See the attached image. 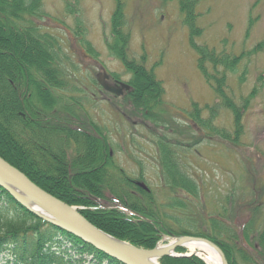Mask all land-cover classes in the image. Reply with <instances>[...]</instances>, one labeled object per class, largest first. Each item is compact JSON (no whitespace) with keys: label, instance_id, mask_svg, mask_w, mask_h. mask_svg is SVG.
Masks as SVG:
<instances>
[{"label":"rangeland","instance_id":"1","mask_svg":"<svg viewBox=\"0 0 264 264\" xmlns=\"http://www.w3.org/2000/svg\"><path fill=\"white\" fill-rule=\"evenodd\" d=\"M123 8L129 36L126 53L143 62L162 87V124L130 115L122 96L105 93L97 84L104 71L129 86L130 75L107 50L114 0H41L42 15L31 20L57 41L56 63L72 84L59 93L77 98L75 107H64L71 114L67 118L79 122L88 117L105 129L114 162L154 194L173 229L200 228L207 234L212 221H217L237 230V225L253 218L250 238L255 243L264 228V0L199 1L194 9L196 36L186 26L178 0H124ZM194 44L214 51L221 60L229 58L234 66L215 67L205 61L210 84L198 69ZM30 54L38 52L31 49ZM214 77L224 78L226 95L239 115L236 144L209 137L212 130L203 132L189 117L196 107L215 129L234 137L238 124L228 108L219 106ZM59 112L60 117L70 115ZM159 142L183 152L179 163L196 185V198L166 184L159 166ZM184 200L185 206L179 207ZM169 238L163 235L156 245ZM174 254L189 253L176 248ZM0 264H6L2 257Z\"/></svg>","mask_w":264,"mask_h":264},{"label":"trees","instance_id":"2","mask_svg":"<svg viewBox=\"0 0 264 264\" xmlns=\"http://www.w3.org/2000/svg\"><path fill=\"white\" fill-rule=\"evenodd\" d=\"M199 1L178 0L179 11L192 36L198 34L193 22ZM114 6L110 22L112 39L107 42V50L130 75V90L122 95L123 103L129 106L130 115L154 125L162 124V87L143 62H136L127 55L129 36L124 31V0H114ZM40 7L41 0H0V158L45 192L80 208L81 216L95 228L134 247L151 250L163 235L198 237L215 244L227 264H264V228L254 243L250 238L253 218L237 225V230L235 225L221 226L217 221H212L211 227L206 225L207 234L200 228L194 231L183 226L173 229L168 224L170 217L163 214V205L154 194L139 181L130 179L114 162L105 129L88 117L79 122L67 118L71 114L65 112L64 107H75L77 98L59 93L72 84L68 78H63L56 63L60 50L55 37L40 32L31 20L41 17ZM193 46L199 55L198 69L208 82L205 61L215 67L222 65L231 69L234 66L229 58L223 61L214 51ZM31 49L38 55L32 57ZM216 78H212L215 84L212 87L219 106L228 108L238 124L239 115L226 95L224 78ZM61 110L70 115L60 117ZM209 112L214 115L211 109ZM189 117L203 132L212 130L209 137L213 135L231 144L238 142L240 123L231 138L215 129L212 121L201 117L196 107ZM199 140L201 142L202 138ZM157 146L166 184L171 190L196 198V185L179 163L183 157L181 149L179 153L167 142H159ZM185 204V200L179 202V207ZM218 216L222 218L221 214ZM0 257L6 264H121L33 215L1 187ZM158 262L205 264L196 256H162Z\"/></svg>","mask_w":264,"mask_h":264},{"label":"water","instance_id":"3","mask_svg":"<svg viewBox=\"0 0 264 264\" xmlns=\"http://www.w3.org/2000/svg\"><path fill=\"white\" fill-rule=\"evenodd\" d=\"M107 79L108 75L104 71L97 77V83L104 92L120 97L124 91L129 90L127 84L119 83L112 85L106 81ZM0 187L15 202L33 215L77 237L85 244L90 245L97 251L102 252L107 257L121 264H156L148 260V254L153 252L157 245L151 250H144L107 235L87 222L75 207L65 204L42 190L2 158H0ZM171 238L177 240L196 239L203 241L216 249L221 255L223 264H227L219 248L207 239L188 236H172ZM178 247L180 246L175 244L173 249ZM192 255L198 257L195 254L175 255L173 250L172 252L163 251L159 255V258L162 256L188 257ZM198 258L201 259L200 257Z\"/></svg>","mask_w":264,"mask_h":264},{"label":"bare ground","instance_id":"4","mask_svg":"<svg viewBox=\"0 0 264 264\" xmlns=\"http://www.w3.org/2000/svg\"><path fill=\"white\" fill-rule=\"evenodd\" d=\"M178 244L180 248L186 249L189 254H195L200 257L206 264H223L219 252L207 243L196 239L177 240L169 238L166 244H158L153 252L148 255L151 263H158L159 255L163 251L172 252L174 245Z\"/></svg>","mask_w":264,"mask_h":264},{"label":"flooded vegetation","instance_id":"5","mask_svg":"<svg viewBox=\"0 0 264 264\" xmlns=\"http://www.w3.org/2000/svg\"><path fill=\"white\" fill-rule=\"evenodd\" d=\"M106 81L112 85L122 83L118 79L113 78L111 75H108V79Z\"/></svg>","mask_w":264,"mask_h":264}]
</instances>
